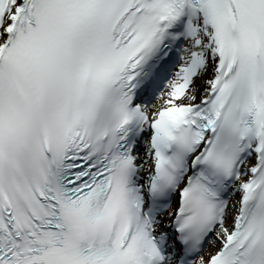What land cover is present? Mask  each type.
<instances>
[{"label":"snow or ice","instance_id":"6c2138e0","mask_svg":"<svg viewBox=\"0 0 264 264\" xmlns=\"http://www.w3.org/2000/svg\"><path fill=\"white\" fill-rule=\"evenodd\" d=\"M0 264H264V0H0Z\"/></svg>","mask_w":264,"mask_h":264}]
</instances>
